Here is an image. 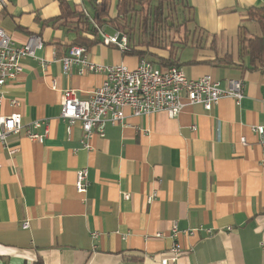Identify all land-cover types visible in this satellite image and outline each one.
<instances>
[{
  "label": "crops",
  "instance_id": "1",
  "mask_svg": "<svg viewBox=\"0 0 264 264\" xmlns=\"http://www.w3.org/2000/svg\"><path fill=\"white\" fill-rule=\"evenodd\" d=\"M187 1L196 42L177 51L180 67L189 78L210 74L223 86L243 78L241 102L222 98L210 111L188 105L175 117L126 109V124L107 125L103 136L89 140L91 148L83 146L81 125L69 133L60 117L62 91L73 88L86 98L104 74H79V66L64 73L60 59L75 33L52 22L60 0L0 5V26L16 45L32 35L44 41L39 59H23V72L7 85V97L20 106L6 101L0 113L20 112L26 126L43 120L50 130L43 142L24 132L11 136L12 157L0 150V264H161L175 240L184 252L169 264H264L263 150L252 129L264 125V68L247 66L238 47L242 33L262 35L249 9L264 0ZM105 27L100 35L108 34ZM86 50L90 61L104 65L135 68L141 59L104 39ZM82 168L89 172L85 193L76 189ZM190 228L198 231L182 232Z\"/></svg>",
  "mask_w": 264,
  "mask_h": 264
},
{
  "label": "built area",
  "instance_id": "2",
  "mask_svg": "<svg viewBox=\"0 0 264 264\" xmlns=\"http://www.w3.org/2000/svg\"><path fill=\"white\" fill-rule=\"evenodd\" d=\"M5 3V0H0L1 6ZM101 35L106 44H115L124 52L128 49L125 34L116 32L114 35H108L101 31ZM43 47L44 41L37 35L30 36L23 45H16L9 33L0 26V107L6 101L13 108L20 106V100L7 97V85L23 72V59L34 57L39 59L38 52ZM60 60L66 75L72 74L75 66H79V74L86 72L104 74L103 82L86 98L80 97L73 88L62 91L60 117L67 123L69 133L74 125L78 123L81 125L84 131L82 143L87 148H91L89 140L92 137L104 135L107 125H125L126 109H130L134 116L166 111L169 116L175 117L188 105L201 104L210 111L222 98L230 97L240 103L245 94L243 78L231 79L227 86H223L210 74L189 78L181 67L159 68L146 58H141L135 68L123 63L104 65L90 61L83 46H72L69 53ZM53 88L56 89L55 83ZM252 129L262 147L264 165V125H255ZM49 131L46 121L37 120L26 126L20 112L0 113V150H6L12 157L17 150L9 144L11 136L24 132L31 140L43 142ZM1 166L0 159V168ZM88 177V168L78 171L76 189L79 193L87 191ZM153 197L155 194L151 195L149 200ZM22 227L27 229L29 221H24ZM197 231V228H190L182 232L193 235ZM207 231L211 232L210 229ZM179 233L181 231L174 225L172 237L177 238ZM99 235L97 231L92 232L93 238ZM183 252L181 243L175 240L168 250L169 256L162 258L161 264L177 261Z\"/></svg>",
  "mask_w": 264,
  "mask_h": 264
},
{
  "label": "trees",
  "instance_id": "3",
  "mask_svg": "<svg viewBox=\"0 0 264 264\" xmlns=\"http://www.w3.org/2000/svg\"><path fill=\"white\" fill-rule=\"evenodd\" d=\"M60 5L61 13L52 22L75 33L72 46L89 48L103 42L100 29L110 26L126 35V54L168 68L180 67L177 51L196 42L197 27L187 0H116L114 5L111 0H83V5L60 0ZM249 10V19L259 24L262 35L242 33L239 54L248 57L247 66L264 68V4ZM151 48L168 49L170 55L156 57Z\"/></svg>",
  "mask_w": 264,
  "mask_h": 264
},
{
  "label": "rangeland",
  "instance_id": "4",
  "mask_svg": "<svg viewBox=\"0 0 264 264\" xmlns=\"http://www.w3.org/2000/svg\"><path fill=\"white\" fill-rule=\"evenodd\" d=\"M105 31L108 33V34H110V35H113L114 33H115V31L111 28V27H109V26H106L105 27ZM188 53V51H185V53H183V55H182V57L183 58H186V54Z\"/></svg>",
  "mask_w": 264,
  "mask_h": 264
}]
</instances>
